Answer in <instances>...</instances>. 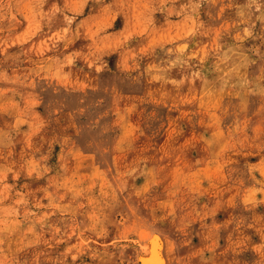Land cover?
Wrapping results in <instances>:
<instances>
[{"label":"rangeland","instance_id":"1","mask_svg":"<svg viewBox=\"0 0 264 264\" xmlns=\"http://www.w3.org/2000/svg\"><path fill=\"white\" fill-rule=\"evenodd\" d=\"M153 236L264 264V0H0V264Z\"/></svg>","mask_w":264,"mask_h":264},{"label":"bare ground","instance_id":"2","mask_svg":"<svg viewBox=\"0 0 264 264\" xmlns=\"http://www.w3.org/2000/svg\"><path fill=\"white\" fill-rule=\"evenodd\" d=\"M160 239L157 236L150 238V247L146 245L147 248H149V251H147V254H144L145 256L141 257L144 261V264H166V261L162 255L163 245Z\"/></svg>","mask_w":264,"mask_h":264}]
</instances>
